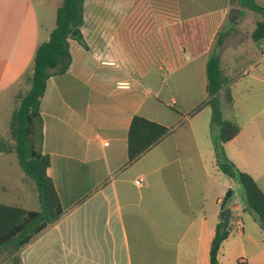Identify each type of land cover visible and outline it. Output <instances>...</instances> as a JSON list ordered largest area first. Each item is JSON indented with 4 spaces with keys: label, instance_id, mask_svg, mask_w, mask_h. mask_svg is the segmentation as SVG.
Instances as JSON below:
<instances>
[{
    "label": "crops",
    "instance_id": "obj_1",
    "mask_svg": "<svg viewBox=\"0 0 264 264\" xmlns=\"http://www.w3.org/2000/svg\"><path fill=\"white\" fill-rule=\"evenodd\" d=\"M61 3L0 0V98L13 95L31 73ZM154 16L146 27L142 15H83L82 42L68 39L69 67L46 81L40 120L32 125L49 157L47 175L62 215L17 252L20 264H210L227 191L231 231L218 264H264V230L253 212L231 199L236 185L216 167L219 129L210 127V107L203 105L207 57L215 49L221 67L226 40L215 48L216 40L228 21L219 15ZM179 43L197 60L183 59ZM254 47L251 66L259 53ZM223 73L240 128L222 145L224 153L264 192V124L250 114L245 132L238 105L239 97L264 95V77H252L259 91L240 92L238 81ZM133 116L169 132L128 163ZM5 264H12L10 257Z\"/></svg>",
    "mask_w": 264,
    "mask_h": 264
},
{
    "label": "trees",
    "instance_id": "obj_2",
    "mask_svg": "<svg viewBox=\"0 0 264 264\" xmlns=\"http://www.w3.org/2000/svg\"><path fill=\"white\" fill-rule=\"evenodd\" d=\"M235 2L240 8L261 17L255 22L250 34L252 42L258 46L264 40V6L258 5L255 0ZM83 15L84 0H62L56 11L55 28L48 40L35 51L31 73L25 76L26 89L22 93L19 91L14 97L8 123L9 142L0 140V154L15 155L19 168L33 182L39 203L38 210L0 203V256L11 249L9 257L12 264H20L17 252L62 215L54 185L47 175L49 157L41 153L39 141L32 133V125L40 120V99L45 91L46 81L50 76L65 73L69 67L68 39L82 42L80 28ZM221 43L222 38L218 37L216 47ZM206 80L207 100L203 105L210 107V127L216 126L219 129L220 145L215 147L216 167L242 187L246 209L254 213L260 228L264 230V192L253 177L240 171L223 151L222 145L235 138L240 128L234 116L230 80L224 75L214 50L207 57ZM168 132L167 128L159 124L133 116L127 133L128 163L135 161ZM230 231V224L225 228L221 222L216 225L209 247L210 264H218L220 246Z\"/></svg>",
    "mask_w": 264,
    "mask_h": 264
},
{
    "label": "rangeland",
    "instance_id": "obj_3",
    "mask_svg": "<svg viewBox=\"0 0 264 264\" xmlns=\"http://www.w3.org/2000/svg\"><path fill=\"white\" fill-rule=\"evenodd\" d=\"M255 1L258 5L264 6V0ZM167 2H164V0H160L157 3L154 0H85L84 15H142L145 18L146 27L156 17L154 15H219V18L223 16L225 23L228 22L224 29L217 34V37L226 40L220 55L221 68L231 79L238 81L237 87L240 92L247 89L249 92L250 89L254 88H258L259 91L260 85L254 84L252 77H264V62L251 66V62L255 59V57L251 56L255 52V47L247 33L250 25L255 20L261 19L260 16L240 8L235 4V0H177L176 3ZM233 9L239 10L238 15L240 17L238 21L231 22L230 17ZM179 39L180 37H178ZM238 42L241 43L236 44ZM233 46H235V49ZM177 49L178 53L183 55V59L189 56L192 57V60H197L192 54V50L187 49L182 43L178 44ZM215 53L218 55V52ZM189 57L187 58L189 59ZM244 69H246L245 72L241 73ZM25 87V77H23L16 85L13 95L6 97L3 95L0 98L1 141L9 142L8 123L13 108V100L19 91L21 93L25 91ZM244 93L246 94L247 92ZM254 94L250 99L245 97H239L238 99V105L242 109L239 112V123L245 132L250 126V114L252 116L256 113L255 119H258L257 123L264 124V112L260 113V111L264 110V95ZM261 136H264V133ZM261 136L257 135V137ZM235 185L236 188L231 199H236L239 204L246 207L245 201L242 199L244 195L243 189L240 185L236 183ZM0 203L19 206L27 210L39 209L34 184L23 174L13 153L0 154ZM9 250L0 256V264H5V260L9 257Z\"/></svg>",
    "mask_w": 264,
    "mask_h": 264
},
{
    "label": "water",
    "instance_id": "obj_4",
    "mask_svg": "<svg viewBox=\"0 0 264 264\" xmlns=\"http://www.w3.org/2000/svg\"><path fill=\"white\" fill-rule=\"evenodd\" d=\"M235 4H237V2H235ZM238 14H239V10L238 9H233L231 12V17H230V21L234 22L237 18H238ZM231 192L227 191L221 206H220V213H219V220L222 223V227H227L228 223H229V218H230V209L229 208H225V204L228 200V198L230 197Z\"/></svg>",
    "mask_w": 264,
    "mask_h": 264
},
{
    "label": "built area",
    "instance_id": "obj_5",
    "mask_svg": "<svg viewBox=\"0 0 264 264\" xmlns=\"http://www.w3.org/2000/svg\"><path fill=\"white\" fill-rule=\"evenodd\" d=\"M258 51L259 53H258V59L256 63L264 62V40H262L260 44L258 45ZM135 184L140 185V181H135Z\"/></svg>",
    "mask_w": 264,
    "mask_h": 264
}]
</instances>
